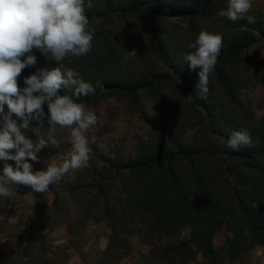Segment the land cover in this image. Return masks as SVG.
Segmentation results:
<instances>
[{"label": "trees", "instance_id": "1", "mask_svg": "<svg viewBox=\"0 0 264 264\" xmlns=\"http://www.w3.org/2000/svg\"><path fill=\"white\" fill-rule=\"evenodd\" d=\"M224 2L92 0L89 9L85 0L92 50L56 62L33 49L37 65L23 69L17 78L23 88L24 78L36 74L37 68L74 69L94 87L97 80L105 86L103 92L97 89L95 95L76 102L96 105L114 97L144 114L146 96L156 106L169 105L178 124V130L168 131L162 141L140 142L135 158L101 153L82 168L69 192L77 222L105 220L111 231L103 258L95 264H118L132 255L134 236L149 248L147 264H245L251 252L264 247V116L258 123L250 104L241 98V92L264 74V60L254 61L250 55L256 44L264 43V24L230 21L232 32L222 36L207 98L196 95L200 69H190L182 58L192 51L188 44L202 30L212 33L222 23L218 11ZM179 20L187 25L168 24ZM132 49L138 57L122 65L126 51ZM58 94L71 92L61 88ZM43 109L47 113V104ZM13 119L21 122L15 115ZM37 126L33 122L26 130L28 138ZM240 129L250 133L254 146L233 151L227 140ZM47 131L45 125L41 135L46 137ZM190 132L192 136H186ZM35 207L37 212L43 209L46 218H39L41 234L19 235L21 263L63 264L55 258L61 247L53 246L45 254L41 241L54 207ZM60 211L68 223L71 211ZM51 212L55 215L58 210ZM61 223H53L49 230ZM222 227L230 236L217 248L214 237ZM185 229L191 230L190 236L180 239Z\"/></svg>", "mask_w": 264, "mask_h": 264}, {"label": "clouds", "instance_id": "2", "mask_svg": "<svg viewBox=\"0 0 264 264\" xmlns=\"http://www.w3.org/2000/svg\"><path fill=\"white\" fill-rule=\"evenodd\" d=\"M252 6V0H227L226 9L219 16L232 22L246 19L254 24L256 19L248 15ZM87 7H93L92 0H87ZM92 41L85 0H0V161H5L0 173V196H11L16 192L14 186L21 185L31 189L29 196L46 193L50 185H58L65 175L71 173L74 179L76 170L90 166L91 149L85 133L97 124L98 117L76 101L81 96L95 95L97 89L103 92L104 84L97 80L94 87L76 70L61 71L59 67L37 68L36 74L24 78L23 88L18 86L17 78L23 69L37 65L33 49L61 62L69 56H86L92 50ZM222 43L221 34L202 30L188 44L192 51L182 56L190 69H200L196 95L201 98H207L209 93V75L214 71ZM126 53L122 65L129 58L138 57L136 49ZM61 88L71 95H59ZM45 104L47 113L43 109ZM33 122L38 125L32 128L35 140L26 135ZM45 125L47 138L38 134ZM58 129L68 130L72 150L61 156L60 163H47L46 169L34 172L28 160L39 162L37 153L45 147L60 149ZM253 146L246 129L232 131L227 140V147L233 151ZM7 161H14L15 167Z\"/></svg>", "mask_w": 264, "mask_h": 264}, {"label": "rangeland", "instance_id": "3", "mask_svg": "<svg viewBox=\"0 0 264 264\" xmlns=\"http://www.w3.org/2000/svg\"><path fill=\"white\" fill-rule=\"evenodd\" d=\"M252 9L248 15H252L256 20L264 24V0H252ZM227 2L220 5L219 12L226 9ZM221 17V16H220ZM219 17V18H220ZM221 24L216 25L212 33H219L222 36L229 34L228 24L230 20L222 17ZM169 26H186L185 21H170ZM232 30V29H231ZM260 32V31H259ZM261 46L260 52L255 54L256 48ZM256 60H264V43L256 44L250 53ZM243 101L250 104L256 121L264 116V74L261 80L253 87L244 89L241 92ZM144 114L139 111H131L125 102L114 97L104 99L100 103L84 104L89 110L94 111L98 117V122L90 128L85 135L89 140L91 149L90 158H95L98 154H108L111 156L122 155L125 159L136 157V148L140 142H152L153 140H164L168 131L176 132L178 124L172 118L169 105L156 106L155 103L144 96ZM5 105V112H7ZM44 128V127H43ZM41 135L42 128L38 130ZM47 134V133H46ZM186 136L191 137L192 132ZM95 137V142L92 141ZM47 138V137H45ZM30 139L35 140L36 134L32 133ZM56 139L60 142V149L49 146L41 149L37 153L39 162L28 160L33 165V171L46 169L47 163H60L61 156L70 152V135L67 129H58ZM14 154V150H12ZM5 161H0V173ZM15 167L14 161H7ZM82 176V169L75 171V178L72 174L65 175L58 185H50L46 193H33L29 196L31 189L28 186H14L15 191L11 196H0V264H22L17 250L20 245L19 235H39L37 229L40 224L39 218H46L40 209L35 206H53L52 210H58L55 215L50 211V222L46 223V228L42 231L46 237L42 242L46 244L45 254H48L53 246H59L62 252H56V257L63 264H95L102 260V252L107 248L110 238V228L107 222H89L82 225L77 222V211L70 201L69 192L73 184ZM60 210H70L71 215L66 223V214ZM63 221L55 229L49 230L53 223ZM74 228V231H69ZM190 229H185L180 239L189 238ZM230 234L222 227L217 230L214 237V244L217 248H222ZM135 251L132 255L123 258L118 264H147L146 255L149 248L144 245L138 237H133ZM198 261L202 263L201 257ZM245 264H264V247H258L245 258Z\"/></svg>", "mask_w": 264, "mask_h": 264}]
</instances>
